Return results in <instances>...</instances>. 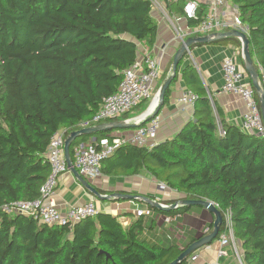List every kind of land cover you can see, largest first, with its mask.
<instances>
[{
  "label": "trees",
  "instance_id": "1",
  "mask_svg": "<svg viewBox=\"0 0 264 264\" xmlns=\"http://www.w3.org/2000/svg\"><path fill=\"white\" fill-rule=\"evenodd\" d=\"M233 2L248 29L254 67H264V0ZM164 4L182 15V7ZM200 19L187 22L197 26ZM156 32L148 0H0V264H169L185 249L143 239V217L125 229L116 217L98 213L70 229L4 210L39 197L50 173L45 154L51 138L93 117L138 58V44L151 49ZM225 43L240 47L235 38L217 42ZM182 80L197 98L193 118L151 149L119 147L102 161V175L145 170L182 196L163 205L205 200L219 211L230 209L243 263L264 264V136L226 124L193 66L182 71ZM169 93L170 87L163 105Z\"/></svg>",
  "mask_w": 264,
  "mask_h": 264
},
{
  "label": "built area",
  "instance_id": "2",
  "mask_svg": "<svg viewBox=\"0 0 264 264\" xmlns=\"http://www.w3.org/2000/svg\"><path fill=\"white\" fill-rule=\"evenodd\" d=\"M148 1L151 4L152 11L160 12L166 17L167 13L164 9L165 2L182 3V15L186 21L197 19L198 15H200L201 19L197 26L187 28L185 31L174 28L176 36L182 44L186 41V35L213 38L215 34L233 30L241 31L247 35L248 29L240 21L239 15H234L231 19H227L222 10L230 0ZM205 1L209 2L207 7L204 5ZM138 47V58L123 72L122 80L116 92L103 98L98 111L91 119L79 123L78 130L76 131L117 121V119L130 113L144 102L149 101L150 105L142 115L133 119L124 120L126 123H135L138 125L130 133H120L118 131V133L110 134L108 137L96 138L95 140L89 139L86 143L75 144L73 146L72 166L88 182H95L102 178V161L111 156L119 147L132 145L138 148L151 149L156 143L157 133L160 127L158 116L152 117L145 124L141 123L143 120L151 117L156 110L157 104L152 112L147 113L153 101L155 99L157 100L158 91L156 92V87L162 76V68L160 61L152 55L148 46L145 47L141 43L138 44ZM185 58L192 59L190 48L186 49ZM221 71L223 78L222 91L240 97L246 105L247 110L243 115L240 129L246 133L264 136V122L261 117L260 103L255 99L254 89L251 85L244 83L246 73L237 67L235 60L230 56L223 58ZM256 71L258 73L259 86L264 94V67L258 64ZM196 99V96L190 92L185 94L181 101L194 108ZM68 136L66 135V131L63 130L51 138L45 154V158L50 165V173L44 184L40 187L39 197L33 201H21L5 206L4 210L6 212L25 215L39 224L49 227L69 226L70 229L82 220L94 218L99 213L92 201L82 206H70L65 211L58 210L51 203L56 193L60 177L69 172L64 157V142ZM158 188L164 190L165 186L160 184ZM176 204L179 205V203ZM215 207L219 210L217 206ZM221 215L223 229L218 235L221 246V249L218 251V256H227L226 249L230 248L238 264H244L241 244L235 237L232 211L226 209L221 211ZM135 216L137 218H151L153 211L149 207L136 208ZM164 220L169 222L172 218L165 217ZM172 234L175 239H179L178 241L183 239L180 226L176 230H173ZM189 260L196 262L198 260V254L196 252L193 253L189 257Z\"/></svg>",
  "mask_w": 264,
  "mask_h": 264
},
{
  "label": "crops",
  "instance_id": "3",
  "mask_svg": "<svg viewBox=\"0 0 264 264\" xmlns=\"http://www.w3.org/2000/svg\"><path fill=\"white\" fill-rule=\"evenodd\" d=\"M204 5L207 7L209 2L205 1ZM164 9L167 17L160 12L152 11V16L157 23V32L152 40L150 49L152 55L161 63L162 76L168 74L169 70L172 69L173 57L182 44L177 38L174 28L185 31L187 28L192 27L183 19V15L176 12V9H172V11H168L166 7ZM222 10L227 19H231L237 13L236 7L231 3H227ZM185 38L187 40L196 37L194 35H186ZM222 40L206 45L195 44L190 47L192 59L185 58L179 65L176 80L170 85L167 103L162 105L157 115L160 120V127L156 141L161 142L171 139L193 118V108L181 101L185 94L190 93L182 80V71L188 65L194 67L196 75L199 77L205 89H207L208 97L215 102L222 120L226 124L241 127L243 115L247 110L246 105L240 97L222 91L223 78L221 71V63L226 56L232 57L237 67L243 70V61L240 55L241 44L240 47L229 43L217 44V42ZM142 44L147 47L145 43ZM190 60L191 62H189ZM161 81L162 79L157 83L156 88L159 87ZM244 83L251 85V81L247 75ZM132 130L127 129L123 133H130ZM116 133L118 131L111 132L110 134ZM89 183L97 191L101 190L107 193L106 195L108 196L113 193L130 196L144 195L146 197H153V201L159 203L177 201L182 197L166 187L164 190H160L158 186L161 183L154 180L145 170H139L135 175L119 174L111 177L102 175L101 179ZM90 201L94 202L99 213L110 214L116 217L119 224L125 229L137 221L138 218L135 216L136 208L148 207L145 203L136 200L119 199L107 202L98 201L70 172L60 177L56 193L51 203L58 210L65 211L70 206H82ZM165 217H170L172 220L166 222L164 220ZM143 220L145 222L141 236L143 239L159 247L175 245L179 248H186L199 236L209 233V227L212 225L214 217L203 208H189L184 214L176 216H165L154 210L151 218H143ZM178 226L181 227V233L183 234L181 241H178L179 239H175L172 236V231L176 230ZM220 249L219 240L216 239L211 245L196 251L198 254V260L196 262L190 261L188 257L186 264H238L230 248L226 249L227 256L225 257L218 256Z\"/></svg>",
  "mask_w": 264,
  "mask_h": 264
},
{
  "label": "water",
  "instance_id": "4",
  "mask_svg": "<svg viewBox=\"0 0 264 264\" xmlns=\"http://www.w3.org/2000/svg\"><path fill=\"white\" fill-rule=\"evenodd\" d=\"M228 38H235L241 42V59L243 61V71L249 77L252 87L255 89V91H257V93H259L260 112H261L262 120L264 122V94L262 93L261 88L259 86L258 73L254 67L253 60L249 52V39L245 33L238 30H233L230 32L215 34L213 38H209V37L190 38L180 45V47L178 48V50L176 51L173 57L172 69H171L172 73L170 76H168L165 79L164 83L161 85V87L158 90L156 110L154 111L151 117H148L147 119L143 120L141 124L147 123L152 117L158 115L159 110L164 102L165 93L167 89L170 87V85L173 83V80L177 77L179 65L185 59V52L187 48H190L192 45L195 44L206 45L216 42L218 40L228 39ZM186 67L187 66H185L184 69ZM137 126L138 125L135 123L114 121L111 123H104L98 125L97 127L94 128H87V129L71 132L64 142L65 161L69 169V172L72 173L74 177L78 180V182L85 189H87L96 199H98V201L107 202V201L119 200V199L136 200L145 203L146 205H148V207L158 212H168L170 210H175L180 207H187L188 209L192 207H198V208H203L204 210L208 211L211 215H213L214 221L212 223L211 232L199 236L194 242L189 244L174 261L169 263V264H182L188 259V257L191 254L195 253L196 251L200 250L205 246L211 245L217 239L221 230L223 219L221 212L216 209L213 203L205 200L193 201V200L183 199L179 202V205L174 204V205L166 206L157 201H153L146 196H130V195H122L119 193H113L109 196L101 195L87 180H85L81 175H79L78 172L72 166L70 149L75 144L76 140H78L79 138L91 137L92 140H95L96 139L95 135L98 133H105L113 130L119 131V130L134 129Z\"/></svg>",
  "mask_w": 264,
  "mask_h": 264
},
{
  "label": "rangeland",
  "instance_id": "5",
  "mask_svg": "<svg viewBox=\"0 0 264 264\" xmlns=\"http://www.w3.org/2000/svg\"><path fill=\"white\" fill-rule=\"evenodd\" d=\"M229 3H231L232 5H234V7H236V4H234L233 0H230ZM175 7H182V3H177V4L175 3ZM236 10H237V13H238V8L237 7H236ZM237 13H236V15H237ZM189 62H191V60ZM171 73H172V70L170 69L169 72H168V74H166V75H164V76L161 77L162 81H161V84L159 85V87H161V85L163 84L164 80L168 76H170ZM159 87L156 88V92L158 91ZM149 105H150L149 101L144 102L141 106H139V107L135 108L133 111H131L127 115V117H129V118L126 119V120H129V119H132V118H135V117L139 116L141 113H143V112L146 111V109L148 108ZM117 121H124V120L122 118H119V119H117ZM119 132L120 133H123L124 130H120ZM86 141L83 142V143H86ZM192 209H198V207H192Z\"/></svg>",
  "mask_w": 264,
  "mask_h": 264
},
{
  "label": "bare ground",
  "instance_id": "6",
  "mask_svg": "<svg viewBox=\"0 0 264 264\" xmlns=\"http://www.w3.org/2000/svg\"><path fill=\"white\" fill-rule=\"evenodd\" d=\"M156 104H157V100L155 99L154 101H153V103L151 104V106H150V108H149V110H148V112L147 113H150V112H152L153 111V109H155V107H156ZM146 113V114H147Z\"/></svg>",
  "mask_w": 264,
  "mask_h": 264
}]
</instances>
